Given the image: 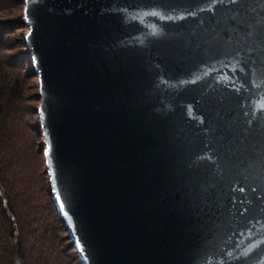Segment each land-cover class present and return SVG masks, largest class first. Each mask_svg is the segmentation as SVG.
I'll return each instance as SVG.
<instances>
[{"label":"water","instance_id":"obj_1","mask_svg":"<svg viewBox=\"0 0 264 264\" xmlns=\"http://www.w3.org/2000/svg\"><path fill=\"white\" fill-rule=\"evenodd\" d=\"M80 3L25 0L23 17L52 194L82 264H264V219L193 228L177 195L192 177L220 179L204 146L209 108H222L217 142L259 182L264 65L189 52L193 30L223 12L213 0ZM223 185L247 194L242 180Z\"/></svg>","mask_w":264,"mask_h":264},{"label":"snow or ice","instance_id":"obj_2","mask_svg":"<svg viewBox=\"0 0 264 264\" xmlns=\"http://www.w3.org/2000/svg\"><path fill=\"white\" fill-rule=\"evenodd\" d=\"M88 0H81L83 6ZM218 4L223 12L218 16L211 17L208 21L201 22V31L193 30L189 43V52L195 56L214 57H241L244 63L264 65V14H257L253 18L252 13L255 8L249 5V0H213ZM264 5V0H259ZM248 5V6H246ZM105 12L107 9L104 10ZM103 13H101L102 15ZM27 19V17H25ZM243 34L245 39L240 41ZM157 67L159 65L157 64ZM241 72H245L243 67ZM221 109L209 108L206 115L201 119V124L207 121V126L202 128L205 135V148L215 156L213 163L215 169L213 175L220 179L213 184L202 182L199 177H192L183 195L177 193L181 198L178 200V210L188 220L191 227H202L209 223L229 218L238 219L240 222L251 217L256 223L264 219V167L259 169L257 179L249 184L250 177L243 172H238L239 165L234 163L235 155L224 151L225 145L217 142L216 133L220 130L223 119ZM248 112H243L247 118ZM251 120H246L247 125H251ZM249 132L247 128L240 130V135L245 138ZM264 135V130H262ZM223 137H220L222 140ZM244 140L240 141L237 151L242 150ZM261 158H264V142L261 143ZM209 173L205 170L202 176ZM226 178H235L237 183L241 180L245 182L247 194L237 196L235 190L225 192L223 181ZM246 189L239 188V192L244 194ZM259 218V219H257ZM231 256V253H229Z\"/></svg>","mask_w":264,"mask_h":264},{"label":"trees","instance_id":"obj_3","mask_svg":"<svg viewBox=\"0 0 264 264\" xmlns=\"http://www.w3.org/2000/svg\"><path fill=\"white\" fill-rule=\"evenodd\" d=\"M22 1L25 5V0ZM19 20L25 24L23 14ZM14 23L16 22L0 18V264H74L71 263L72 259L75 264H82L77 248L58 213L50 176L48 195L51 197L53 215L55 214L51 226L46 224V230H42L44 225L39 223V215L31 216L30 212L21 210L22 190L21 185L17 183L19 172L15 176L13 171L11 173V167L16 166L17 159L9 154L7 149L6 124L21 98L22 79L28 78L29 72L35 74V69L24 37L21 39L24 50L10 52L17 45L6 32ZM24 63L29 67L28 73H22L18 69ZM38 96L40 98L39 93ZM47 170L45 172L48 173ZM66 233L70 239L67 247Z\"/></svg>","mask_w":264,"mask_h":264},{"label":"rangeland","instance_id":"obj_4","mask_svg":"<svg viewBox=\"0 0 264 264\" xmlns=\"http://www.w3.org/2000/svg\"><path fill=\"white\" fill-rule=\"evenodd\" d=\"M0 18L2 20L15 21L14 26L7 29L9 38L17 45L10 52L17 53L24 50L22 46L23 37L28 29L20 22L24 15L25 5L22 0H0ZM18 20H17V19ZM20 22V23H19ZM8 26V25H7ZM23 48V49H22ZM22 73L29 71L27 63L21 64L18 68ZM28 73V72H27ZM21 98L17 101L18 106L12 113L6 124L5 142L9 154L13 155L16 166L11 167L14 176L17 174V183L21 185L22 194L20 201L21 210L40 216L39 223H43L46 230L54 222V215L51 197L48 195L49 174L45 172L48 168L45 156L46 146L44 141L43 129L39 118L40 98L38 77L36 73L29 72L28 78L22 79ZM10 173V175H12ZM48 230V229H47ZM51 235V233H49ZM66 247L69 246L70 239L66 233ZM65 247V249H66ZM71 248V247H70ZM73 250V248H71ZM74 263V260H71Z\"/></svg>","mask_w":264,"mask_h":264}]
</instances>
